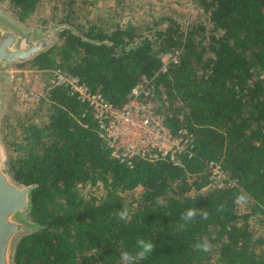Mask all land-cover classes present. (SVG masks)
Here are the masks:
<instances>
[{
  "label": "trees",
  "instance_id": "trees-1",
  "mask_svg": "<svg viewBox=\"0 0 264 264\" xmlns=\"http://www.w3.org/2000/svg\"><path fill=\"white\" fill-rule=\"evenodd\" d=\"M41 1L6 0L19 21ZM193 1L208 14V31L183 30L167 16L147 33L131 24L74 28L70 19L33 58L47 75L78 76L116 106L143 75L154 76L169 128L187 129L194 149L177 162L120 163L91 114L66 87L48 84L34 114L18 116V134L3 137L14 179L36 185L27 217L39 227L17 241L15 264H212L215 248L219 264H264V239L248 223L255 209L264 212V0ZM177 50L161 70L162 55ZM210 160L238 186L205 191ZM96 184L102 198L80 192ZM137 187L134 208L123 194ZM247 198L253 210L241 213Z\"/></svg>",
  "mask_w": 264,
  "mask_h": 264
},
{
  "label": "built area",
  "instance_id": "built-area-1",
  "mask_svg": "<svg viewBox=\"0 0 264 264\" xmlns=\"http://www.w3.org/2000/svg\"><path fill=\"white\" fill-rule=\"evenodd\" d=\"M178 54V50L163 54L161 70L166 69L169 61H176ZM50 72L49 87H66L68 93L83 106V115L86 112L91 114L110 156L120 163L132 166L136 158L149 161L167 158L177 162L182 155H192L194 138L185 128L180 127L175 132L169 128L154 76L143 75L132 87L125 102L116 106L100 90H92L78 76L60 68ZM22 74L18 69L13 70V77L18 80L22 96L36 102L43 99L45 92L30 88ZM207 171L208 184L204 189L238 186V180L231 177L219 161H208Z\"/></svg>",
  "mask_w": 264,
  "mask_h": 264
},
{
  "label": "rangeland",
  "instance_id": "rangeland-1",
  "mask_svg": "<svg viewBox=\"0 0 264 264\" xmlns=\"http://www.w3.org/2000/svg\"><path fill=\"white\" fill-rule=\"evenodd\" d=\"M0 12L12 21L17 20L8 10L6 0H0ZM164 16L175 19L183 30L195 27L198 24L204 25L206 31L210 27L208 14L200 9L193 0H72L69 4L55 0H44L39 3L31 17L18 21L27 29L33 26L47 28L52 25H61L64 20L70 19L74 28L95 24L104 29H112L117 26L125 27L131 24L138 31L147 33L149 28L156 23L161 27L159 21ZM15 69L22 71L23 79L32 89L43 91L49 84L51 75L46 74L49 72L37 69L32 61L24 63L22 66H16ZM12 79V81L0 83V93L5 97L3 112L0 116V137L5 148L6 163L8 161V151L3 137L11 128L18 134V116L23 118L25 113L33 115L38 105L36 101L25 99L20 91L18 80L14 77ZM44 112V107H41L36 117H34L35 122L38 123L44 120ZM3 118L4 120H2ZM5 119L9 122V127H3ZM80 192L85 197L93 196L96 199H100L104 195V189L100 184L81 186ZM140 193L141 188L137 187L132 191L125 192L123 196L135 208V199L138 198ZM253 207L254 202L247 198L239 204L238 211L250 213ZM248 223L253 235L264 239V212L255 209ZM216 252L217 249L215 248L211 259L212 264H219L216 261Z\"/></svg>",
  "mask_w": 264,
  "mask_h": 264
},
{
  "label": "water",
  "instance_id": "water-1",
  "mask_svg": "<svg viewBox=\"0 0 264 264\" xmlns=\"http://www.w3.org/2000/svg\"><path fill=\"white\" fill-rule=\"evenodd\" d=\"M16 25L0 16V67L12 61H24L48 48L56 39L57 31L47 35L29 33L26 44H18L21 33ZM0 74V83L7 81ZM5 97L0 93V116L3 112ZM35 184L18 183L7 168L5 148L0 137V264H15L13 260L17 241L25 234L32 233L39 225L29 218L31 191Z\"/></svg>",
  "mask_w": 264,
  "mask_h": 264
},
{
  "label": "flooded vegetation",
  "instance_id": "flooded-vegetation-1",
  "mask_svg": "<svg viewBox=\"0 0 264 264\" xmlns=\"http://www.w3.org/2000/svg\"><path fill=\"white\" fill-rule=\"evenodd\" d=\"M0 16L1 17H4L6 18L8 21H10L12 24L16 25L19 29H21V33H20V39L18 41V44L20 45V47H24L25 44H26V40H27V36H25L24 34H27L29 33L31 36H34V35H47V34H50L51 30H56L57 31V39H58V36H59V33L62 29V27L64 26L63 24L61 25H52V26H49L47 28L43 27V26H33V27H30V28H25L24 26H22L18 20L16 21H12L11 19H9L8 17L4 16L3 14H1L0 12ZM56 39V40H57ZM55 40V41H56ZM55 41L50 45L52 46ZM49 46V47H50ZM48 47V48H49ZM46 48V49H48ZM45 49V50H46ZM43 50V51H45ZM43 51H41L40 53H42ZM39 54V53H38ZM37 54V55H38ZM36 56V55H35ZM31 57V58H28L24 61H12V62H9V63H5L3 64L1 67H0V74L1 75H6L8 77V80L7 81H12L13 79V70L16 68V66H19V64H24V63H27V62H30L33 60V58L35 57Z\"/></svg>",
  "mask_w": 264,
  "mask_h": 264
}]
</instances>
